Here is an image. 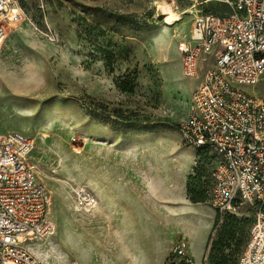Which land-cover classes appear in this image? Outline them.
Returning <instances> with one entry per match:
<instances>
[{
	"label": "rangeland",
	"instance_id": "374dc122",
	"mask_svg": "<svg viewBox=\"0 0 264 264\" xmlns=\"http://www.w3.org/2000/svg\"><path fill=\"white\" fill-rule=\"evenodd\" d=\"M217 1L206 5L205 11L230 13L228 6ZM13 2L22 18L8 28L0 44V131H16L33 139L28 163L44 188L46 221L61 220V231L30 241L27 246L37 264H71L66 253L69 233L64 232L63 225L77 214L73 208L74 191L87 189L81 183V154L87 143L93 146L96 143L95 138L87 136V122L97 115L95 111L105 109V113L99 114L101 119H111L110 113L115 111L117 123L123 125L152 123L177 128L188 109L189 90L197 81V77L186 78L181 73L177 50L178 44L187 42L190 36L192 2ZM167 3L181 14V20L170 27H165L162 16V7ZM118 16L124 19L118 20ZM210 62L211 56L203 55L198 70ZM242 90L247 93L250 90L264 100V80ZM208 170L203 171L205 202ZM214 212L210 205L196 208L190 223H181L184 229H195L191 254L197 264H201L198 240L202 231L193 219L199 215L204 221ZM185 215H176V219ZM228 216L233 219L234 238L229 239L228 235L220 238L224 220H218L210 237L206 264H212L211 255L217 256L219 252L230 255L228 264H237L255 213L244 205Z\"/></svg>",
	"mask_w": 264,
	"mask_h": 264
},
{
	"label": "built area",
	"instance_id": "2783aa9c",
	"mask_svg": "<svg viewBox=\"0 0 264 264\" xmlns=\"http://www.w3.org/2000/svg\"><path fill=\"white\" fill-rule=\"evenodd\" d=\"M210 1L191 0L190 36L178 44L184 77L197 76L201 54L213 53L214 63L177 128L184 147L213 156L208 204L218 220L244 205L254 209L238 264H264V100L242 90L264 79V0H219L230 9L225 15L204 12ZM21 18L13 0H0V44ZM33 147L28 136L0 132V264H37L27 243L52 232L44 188L28 163ZM73 195L81 210L96 205L87 189ZM166 264H196L186 238L175 240Z\"/></svg>",
	"mask_w": 264,
	"mask_h": 264
},
{
	"label": "crops",
	"instance_id": "0c3cea01",
	"mask_svg": "<svg viewBox=\"0 0 264 264\" xmlns=\"http://www.w3.org/2000/svg\"><path fill=\"white\" fill-rule=\"evenodd\" d=\"M203 55H210L211 62L197 70L189 100L214 63L213 53L201 54L198 63ZM248 93L252 94L250 90ZM106 119L97 114L86 125L87 136L95 138L96 143H87L82 149L81 183L95 197L96 205L84 211L73 202L77 214L63 225L64 232L69 233L66 253L70 263L166 264L178 236L187 239L192 256L195 229H184L181 223H190L196 208L209 207L207 202L191 203L186 194L197 151L182 146L178 128L130 126ZM185 213L183 219H176V215ZM198 216L193 222L202 231L198 240L202 262L216 214L204 221ZM54 221L49 222L50 236L61 231V220Z\"/></svg>",
	"mask_w": 264,
	"mask_h": 264
},
{
	"label": "trees",
	"instance_id": "16d2710c",
	"mask_svg": "<svg viewBox=\"0 0 264 264\" xmlns=\"http://www.w3.org/2000/svg\"><path fill=\"white\" fill-rule=\"evenodd\" d=\"M212 1L203 5L202 9L204 12H206L204 7L208 4H210ZM217 2H219L221 4L223 3L219 0ZM223 4H225V3H223ZM80 8L85 9L84 6H80ZM206 13H209V12H206ZM212 14H214V13H212ZM216 15H221V14H216ZM117 19L122 20V19H124V17L118 16ZM104 111H105V109L100 110L99 111L100 113H98L97 111H95V113L101 114V113H105ZM110 114H112L111 115L112 120H114V121L116 120V122L119 120L117 113H115V111H113ZM135 125L136 124H130V126H135ZM197 153H198L197 154V163H196V166L194 168L193 174L188 179L186 194H187L188 200L191 203H206L205 202L206 198L204 195L205 192H204V181H203L204 174H203V171L206 168H209L208 173H207V179L209 182L208 198H207V202H208L209 201V192H210L211 186H212V179H211L210 173H211V169H212L214 160H213V156L209 155L208 152L205 150L197 151ZM223 220H224V223L222 224V227L220 229V234H219L220 238H223V237H225V235H228L229 239H233L235 231H236L235 228L233 227V224H234L232 221L233 219L230 216H228V214H226V215H224L222 221ZM217 224H218V215H216V217H215L213 229L215 228V226ZM247 240H248V238H247ZM246 243H247V241H246ZM246 243H245V246H246ZM214 245H217V243H215ZM245 246L243 247L242 251L244 250ZM209 251H210V240L208 242V247H207V252H209ZM242 251L240 252V254L242 253ZM240 254H239V256H240ZM239 256H238V258H239ZM238 258H237V264H238ZM229 259H230V255L225 254L223 252H219L217 256L211 255V257H210L212 264H228ZM206 261H207V255H206Z\"/></svg>",
	"mask_w": 264,
	"mask_h": 264
},
{
	"label": "bare ground",
	"instance_id": "6f19581e",
	"mask_svg": "<svg viewBox=\"0 0 264 264\" xmlns=\"http://www.w3.org/2000/svg\"><path fill=\"white\" fill-rule=\"evenodd\" d=\"M180 15L181 14L180 13H176L168 3L165 4V6L162 7V16H164L165 17V20H166V23L164 24L165 27H170L174 23H176L179 20H181L180 19ZM177 50H178V47H177ZM34 253L37 255V257H39L40 259H42V256L39 253V251L35 250Z\"/></svg>",
	"mask_w": 264,
	"mask_h": 264
}]
</instances>
